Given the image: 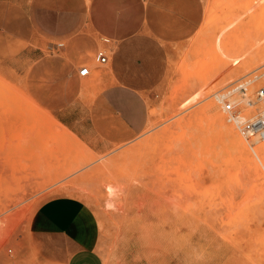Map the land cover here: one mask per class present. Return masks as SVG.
I'll return each instance as SVG.
<instances>
[{"label":"rangeland","instance_id":"rangeland-1","mask_svg":"<svg viewBox=\"0 0 264 264\" xmlns=\"http://www.w3.org/2000/svg\"><path fill=\"white\" fill-rule=\"evenodd\" d=\"M262 13L264 0H0V264H62L63 240L32 230L59 195L83 201L103 264H264V140L222 109L237 84L250 98L264 85ZM110 89L144 104L139 134L119 135L127 110L87 118L92 142L58 122ZM233 106L240 122L260 108Z\"/></svg>","mask_w":264,"mask_h":264},{"label":"crops","instance_id":"crops-1","mask_svg":"<svg viewBox=\"0 0 264 264\" xmlns=\"http://www.w3.org/2000/svg\"><path fill=\"white\" fill-rule=\"evenodd\" d=\"M118 91L116 89L108 90L105 94L107 102L98 108H82L85 105L78 103L72 108H61L56 114V118L81 142H92L90 129L95 124H87V118L94 120L103 117V113L110 111H132L134 113H127L125 117L122 115V118L128 123L131 122V127L126 130L125 126H122L123 130L119 135L122 137L137 135L145 124V106L142 102L124 104L123 99L118 96ZM126 93L129 94V92ZM87 110H89L88 113H80ZM74 112H77L75 116H73ZM116 120H118V116ZM32 230L39 236L47 237L52 234L55 238L63 240L58 250L60 254H65L62 264H103L100 255L92 247L88 212L83 201L77 197L59 195L40 203L32 220Z\"/></svg>","mask_w":264,"mask_h":264},{"label":"built area","instance_id":"built-area-1","mask_svg":"<svg viewBox=\"0 0 264 264\" xmlns=\"http://www.w3.org/2000/svg\"><path fill=\"white\" fill-rule=\"evenodd\" d=\"M95 59L99 63H105L107 57L103 51H98ZM83 69H87V72L82 71ZM78 74L81 77L87 76L89 74V69L83 66L79 68ZM242 84L243 83L237 84L233 90L234 92L240 91L238 93L241 94V98L247 106L255 107V105L258 103L260 108H255L259 109L257 114L250 119L242 120L240 122L241 110L239 107L235 108L233 103L228 101L224 102L222 109L224 112L229 114V120H233L237 123L238 131L246 140H264V85L255 91L253 98H250L247 96L246 88L243 87ZM236 105L238 106V104Z\"/></svg>","mask_w":264,"mask_h":264},{"label":"bare ground","instance_id":"bare-ground-1","mask_svg":"<svg viewBox=\"0 0 264 264\" xmlns=\"http://www.w3.org/2000/svg\"><path fill=\"white\" fill-rule=\"evenodd\" d=\"M254 5H255V1H253L252 3H251V6H250V11H249V14H251L252 12H253V10H254ZM261 16H263L264 17V15H263V13L261 14ZM259 18V17H258ZM259 20V19H258ZM263 57V56H262ZM247 69H249V68H247ZM246 70V69H245ZM223 71H225L224 73H223ZM222 71V73H221V76L224 74V75H235V74H238L239 73V71L237 70V69H231V70H227V69H225V70H223ZM228 73V74H227ZM234 77V76H233ZM229 81V80H228ZM250 81V80H249ZM251 82V81H250ZM246 83H248V81H246V82H244L243 84L245 85ZM208 92V91H207ZM206 92V93H207ZM238 92H240V91H238ZM232 92L230 91L229 93H221L220 95L218 94V95H216V100H218L219 102H221L222 101V98L223 97H225V96H229V94H231ZM235 95V94H234ZM234 95H233V97H230L229 98V102L230 103H233V104H238V103H240L241 101H242V98L240 97V99H237V98H234ZM241 95V94H240ZM239 98V97H238ZM211 108H213V106H211ZM241 118H242V116H241ZM240 118V119H241ZM213 119H214V121L217 123V124H219V126H224L223 125V121H222V119L220 118V117H217V116H213ZM228 119H229V117H228ZM230 129H231V127H230ZM224 131V135H225V137L229 140V144H230V146L234 149V150H236V151H238L239 153H242V152H245V151H243V147H244V145H243V143H242V140L240 139V138H238V137H236V135L233 133V130L231 131V130H223ZM252 141V140H251ZM255 141V140H254ZM248 142V141H247ZM259 151H261L262 152V154H263V152H264V143L262 144V146L261 147H259ZM261 152H259L260 154H261ZM249 153V152H248ZM253 153H254V155L256 156V158L258 157V155H257V153H256V151H254L253 150ZM261 154V155H262ZM260 156V155H259ZM252 157V156H251ZM264 157V156H263ZM261 158V157H260Z\"/></svg>","mask_w":264,"mask_h":264},{"label":"snow or ice","instance_id":"snow-or-ice-1","mask_svg":"<svg viewBox=\"0 0 264 264\" xmlns=\"http://www.w3.org/2000/svg\"><path fill=\"white\" fill-rule=\"evenodd\" d=\"M119 15V14H118ZM82 71L87 72V69H83Z\"/></svg>","mask_w":264,"mask_h":264}]
</instances>
